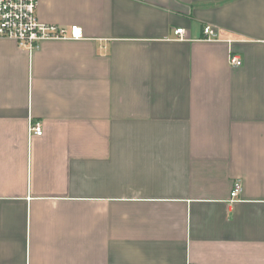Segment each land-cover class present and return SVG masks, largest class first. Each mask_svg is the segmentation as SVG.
<instances>
[{
	"label": "crops",
	"instance_id": "obj_1",
	"mask_svg": "<svg viewBox=\"0 0 264 264\" xmlns=\"http://www.w3.org/2000/svg\"><path fill=\"white\" fill-rule=\"evenodd\" d=\"M37 13L84 38L0 37V264H264V0Z\"/></svg>",
	"mask_w": 264,
	"mask_h": 264
},
{
	"label": "built area",
	"instance_id": "obj_2",
	"mask_svg": "<svg viewBox=\"0 0 264 264\" xmlns=\"http://www.w3.org/2000/svg\"><path fill=\"white\" fill-rule=\"evenodd\" d=\"M38 3L39 0H0V37L14 40L20 48L29 51L38 48L44 41L84 38L83 28L78 24L67 28L60 24L40 20L37 13ZM203 31L206 40H220L216 27L206 25ZM174 34L176 40L188 39L187 30L183 27L176 28ZM230 62L236 66L242 64L241 58L235 54H232ZM43 134L42 122L31 120L29 137ZM242 189V182L236 180L231 190L232 201L238 198Z\"/></svg>",
	"mask_w": 264,
	"mask_h": 264
}]
</instances>
